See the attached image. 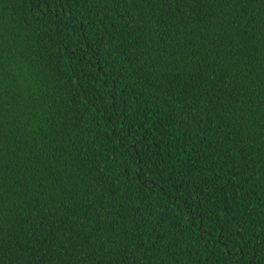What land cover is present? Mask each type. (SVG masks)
Wrapping results in <instances>:
<instances>
[{
    "label": "trees",
    "instance_id": "trees-1",
    "mask_svg": "<svg viewBox=\"0 0 264 264\" xmlns=\"http://www.w3.org/2000/svg\"><path fill=\"white\" fill-rule=\"evenodd\" d=\"M0 264H264V0H0Z\"/></svg>",
    "mask_w": 264,
    "mask_h": 264
}]
</instances>
